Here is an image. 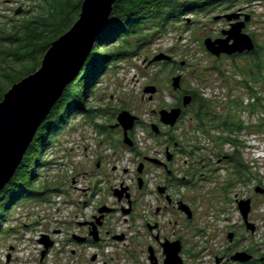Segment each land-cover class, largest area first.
<instances>
[{
  "label": "rangeland",
  "instance_id": "1",
  "mask_svg": "<svg viewBox=\"0 0 264 264\" xmlns=\"http://www.w3.org/2000/svg\"><path fill=\"white\" fill-rule=\"evenodd\" d=\"M38 2L34 0H0V26L7 25V28L2 29L12 31V27L16 22H23L25 18H29L25 20L28 21L32 19V16H37L42 11ZM40 4L43 6L42 3ZM221 7L208 14L192 12L185 16L184 22L177 25L178 30L157 36L141 56L133 60L120 62L117 69L110 71L102 78L101 83L96 87L95 94L86 99L88 106L95 109L111 107L112 110H117V115L127 110L140 117V121L135 126L137 127L135 136L139 142L140 151L150 155L154 151L160 153L166 147V139L154 137L153 135H157L151 128L155 124L160 126L163 133L168 131L167 128L161 125L158 112L163 109L170 110L174 108L179 103L183 90L192 88L200 91L205 98L215 102V110L219 114L228 113L231 99L241 100L244 106L249 107L255 100H252L249 91L241 83L245 78L248 79L245 73L242 74L247 64L246 60L244 58L231 59L227 56L217 58L207 51L204 41L209 37L213 39L220 38L222 31L229 28L228 21H215L216 16L238 12L243 9L245 14L252 17L245 33L253 37L255 41V38H257L258 42L264 46V1L238 3L232 7H229V5L228 7ZM19 11H21V14H17ZM27 12L30 14H27ZM186 18L191 19V23H185ZM161 53L171 55L177 64L168 63L164 65L163 62H159L151 65L149 62ZM180 62H186V65L181 67ZM18 65L21 66L22 64ZM216 67L226 72V78H221L219 74L214 72ZM177 75L183 77L182 89L179 91H175L172 87V79ZM147 86H156L159 89V93L154 95L152 101L149 100L150 95L144 93ZM257 89L259 92L261 91L264 98V88L261 90L260 86L257 85ZM230 94L232 95L231 98L229 97ZM232 113H234V116L239 114L236 119H241L245 122L247 128L253 130L264 119V111L252 114L247 109L239 110L238 113L233 111ZM191 117V111L189 110L171 133L181 142L185 141L187 146L192 145L188 135L189 128H192L193 121ZM111 119L110 116L105 121L113 122ZM249 131L248 129L239 136L234 135V138L244 144L245 147L240 150V153L246 164L250 166V180L245 183L236 180L235 169H233L230 161L223 160L222 165L218 162V159L225 152L235 155V152H237L236 147L233 144H228L224 146L221 153H218L216 144H212L208 136H205L201 131L196 133L197 143L200 144L203 150L197 152L198 164L196 169L198 174L195 185L192 187L174 186L172 190L174 198L181 199L190 206L194 218L189 221L173 207L166 210L164 218V223L167 225L172 222V230L177 233V236L179 235L186 240L190 254H186L185 260L189 264H217V258H224L226 261L227 257H232L237 252H247L253 255L254 261L264 260V193L256 192L258 187L264 189V131L261 133H250ZM218 133L217 131L213 132L215 135ZM111 134H114V132H111ZM115 135L117 136L116 149L111 150L110 147L101 145L103 148L100 155H113V152L117 151L118 155L116 156L120 160L117 166L129 169V173L119 170L111 175L113 187H120L123 183L133 185L137 182L134 175L136 166L132 161L136 156L125 150L126 148L121 147V138L117 133ZM101 137L102 134L86 124L80 115L75 117L64 134L62 133L59 136L58 143L54 144L44 157V161L48 165L42 167L37 173L39 186H48L56 191L60 190L59 193H50L48 197L52 200V203H55V206L54 203L48 204L44 201L31 203L17 211V208L22 205V203L16 201L17 196L8 197L5 203L0 206V214L9 215V220L3 221L4 229L14 228L12 231L9 230L8 234L5 232L0 234V264H6L5 254L9 251L10 246L20 244L22 233L26 231L22 225L24 219L29 218V223L36 221V217L34 216L31 219L30 215L46 214L47 216L50 214V210L56 208L59 210L55 214L58 218L61 217L60 211L66 212V216H69L68 213L78 212L82 214V221L90 218L94 208L88 203L85 205V201L90 200L91 195L88 194L87 197V194H81L76 190L82 184L87 186L88 179L79 182V184L75 182L79 181L78 173L82 171L81 168L87 172L91 170L90 168L93 169V164L90 161L95 156L93 152L99 145ZM81 146L82 149L84 146L91 148L89 150L90 158H84L82 167L78 163L81 160V151L78 150ZM103 152L105 153L103 154ZM205 156L209 157L205 159ZM186 158L187 156L184 157L177 152V162L173 167L178 170L179 177L186 175L188 171L186 168L178 167L183 165ZM111 162L108 161V163ZM111 165H113V162ZM108 166L110 165L108 164ZM159 174L161 182V178H165L164 174L156 168L149 170L147 176L149 193H152L153 181L157 180L156 176L158 177ZM229 180H232L235 186L232 190L230 189L231 191L228 190V187L223 190ZM107 189L109 190V187ZM101 194L111 204L120 208V204L115 201L116 198L114 199L112 193H109L106 188ZM83 196L87 198L85 199ZM153 197H148V199L152 200ZM67 198L72 200L70 201L72 204L69 206L64 205L68 201ZM4 199L5 197H2L0 201ZM98 199H101V197H98ZM249 199L252 200L250 222L256 225L254 233L247 229L239 209V202ZM80 202L81 205H79ZM32 207L35 211L29 212L28 209ZM147 209L142 208L141 212L146 214ZM125 218L126 216L122 212H116L112 215L110 223L116 233L122 234L127 231ZM18 219L19 224L16 223ZM188 222H191V224ZM39 227L40 225L37 226L36 230H39ZM166 231L170 232V236H172L173 232L170 228H167ZM74 232L77 233V231ZM230 233L235 234L232 242L228 238ZM58 237L61 238L62 235ZM140 242L144 245L143 241ZM36 245H39V243ZM111 246L114 249L115 260L112 261L111 255H108V258L112 264H146L147 262L146 247L142 246L141 252L139 250L135 252L128 250L123 242H114ZM249 250H252V252H249ZM33 251L32 253L35 256L36 253ZM102 251H105V249ZM93 252L94 250H91V253ZM109 252H112V250L110 249ZM162 257L165 258L161 250L160 258ZM39 261L41 264V258L40 260L39 258L36 259L34 262L21 260L14 264H39ZM83 261L80 264H84ZM254 261L247 264H259V262ZM64 264L66 263L64 262ZM69 264H75L71 257Z\"/></svg>",
  "mask_w": 264,
  "mask_h": 264
},
{
  "label": "trees",
  "instance_id": "2",
  "mask_svg": "<svg viewBox=\"0 0 264 264\" xmlns=\"http://www.w3.org/2000/svg\"><path fill=\"white\" fill-rule=\"evenodd\" d=\"M34 1H39L38 4L42 8L37 16H32V19L28 21L25 20L29 18H25L23 22H16L12 31L2 29L7 28V25L0 26V102L13 85L40 68L42 59L51 44L77 22L84 2V0ZM261 1L264 0H119L114 6L109 25L99 37L81 75L67 88L52 111L53 115L50 114L51 118L49 116L45 125L43 124L40 128L26 154L27 157H24L13 179L14 181L12 180L0 195V198L5 197L3 201H0V206L11 196H17L16 201L22 203L20 207H25L31 203L50 202L49 194L59 193L60 190L56 191L48 186L42 187L38 184L37 173L42 167L48 165L44 161V157L53 145L58 143L59 136L64 134L78 115L86 124L103 134L104 125L107 122L105 119L111 116V121H113L114 112L117 110H112L111 107L95 109L88 106L86 99L95 94L96 87L101 83L102 78L110 71L117 69L120 62L141 56L157 36L178 30L177 25L184 22L185 16L192 12L208 14L220 9L221 6L232 7L238 3ZM27 14L30 13L27 12ZM188 19L186 18L185 22L187 24ZM255 39L256 48L254 51L241 56H227L231 59L244 58L246 60L247 64L242 74L245 73L248 79L245 78L241 83L249 91L252 100H255L249 107L244 106L241 100L231 99L228 113L219 114L215 110V102L205 98L200 91L189 88L182 93L193 96L191 107L199 105L198 129L209 137L212 144H216L218 153L223 151L226 144H233L236 147L233 169H235L236 180L241 183L250 180V166L246 164L240 153V150L245 147L244 144L234 138V135L239 136L248 129L250 133L264 131V119L253 130L247 128L241 119H236L239 114L234 116L232 113L247 109L252 114L264 111V98L261 91L259 92L257 89V85L261 90L264 88V46L258 42L257 38ZM25 62L27 63L25 64ZM171 63L177 64L175 60ZM163 64L167 65L168 63L163 62ZM214 72L221 78H226L224 70L216 67ZM180 103L181 98H179ZM216 131L219 133L213 134ZM153 136L159 138V136ZM173 139L179 141L186 148V153L194 154V150H191L194 145L187 146L185 141L181 142L174 135ZM111 145L114 146L115 143ZM202 149L201 146L197 147L198 151ZM208 157L205 156V159ZM21 170L22 172H20ZM234 186L235 183L229 180L223 190L228 187V190L231 191ZM6 220H9V215L0 214V234L4 232L8 234L9 229L3 227V221ZM254 262L264 264V260H255Z\"/></svg>",
  "mask_w": 264,
  "mask_h": 264
},
{
  "label": "water",
  "instance_id": "3",
  "mask_svg": "<svg viewBox=\"0 0 264 264\" xmlns=\"http://www.w3.org/2000/svg\"><path fill=\"white\" fill-rule=\"evenodd\" d=\"M118 1L84 0L79 19L69 31L51 44L43 58L41 68L13 85L0 102V195L14 179L40 128L63 97L67 88L81 75L99 37L109 25L114 6ZM17 14H21V11ZM251 18L250 15H246L245 21H241V11L216 16L215 21L225 19L231 23V27L229 30L223 31L224 37L222 38H206L204 46L207 51L217 58H221L223 55H242L254 51L256 48L255 40L245 33L247 22ZM188 23H191V19H188ZM173 60L171 55L161 53L149 63L151 65L159 62L171 63ZM185 65L186 62H180L181 67ZM182 80V75L173 77L172 87L175 91L182 89ZM157 92L156 86H147L144 90L146 95H150V101L154 99ZM192 101L191 96H185L183 99L184 108H187ZM182 113V108L163 109L160 111V122L166 127H175ZM140 119L127 110L118 114L116 127L123 128L124 144L127 146H133L129 132L135 128ZM152 129L156 135L160 133L157 125H153ZM142 169L141 166L139 173H142ZM139 182L142 185L143 179H140ZM164 191L165 189H163ZM256 192L264 193V189L258 187ZM116 196L122 199V193L118 191ZM178 206L189 220L193 219L194 213L188 204L180 202ZM239 209L247 229L254 233L256 225L250 222L252 200H241ZM112 212L113 209L110 208L100 209L101 216L90 224L93 227L90 235L95 241H99L98 226H102L101 220L105 214ZM124 213L129 212L125 211ZM234 237V233L229 234L230 242L233 241ZM74 239L78 243L86 241L85 238L78 236H75ZM114 239L124 241L125 237L117 235ZM40 243L45 248L42 252L41 264H45L44 259L48 250L53 246V242L48 236H44ZM180 245V242L163 245L165 256L163 264H186L180 255L182 250ZM95 259L96 257H93V260ZM151 260L152 264H157L154 257H151ZM253 260V255L247 252H237L230 258L229 264H247ZM224 261V258H217V264H224Z\"/></svg>",
  "mask_w": 264,
  "mask_h": 264
},
{
  "label": "flooded vegetation",
  "instance_id": "4",
  "mask_svg": "<svg viewBox=\"0 0 264 264\" xmlns=\"http://www.w3.org/2000/svg\"><path fill=\"white\" fill-rule=\"evenodd\" d=\"M240 11L242 12L241 21H245V16L247 14L244 13L243 9H240L238 12ZM250 23L251 20L247 22L246 28H248ZM228 27H229L228 29H225L223 31L230 29L231 27L230 22H228ZM223 31L220 38L224 37ZM245 54L246 53L242 55ZM224 56L226 55H223L222 57ZM183 92L184 90L182 91V93ZM158 93H159V89L157 94ZM188 95L191 96L193 99V96L190 94H182L181 103L176 104V106L174 107V108L183 109L182 116L178 121L179 123H177L175 127H166L162 125V123L160 122L161 125L167 128L168 130L167 133H163L160 126L157 125L160 129V133L157 136H159V138L166 139V147L160 153L158 151H154L153 154L150 155L140 151L139 142L137 141L135 136L137 127H135L132 131L129 132V136L133 142V146L130 147L124 144V130L121 127H116V125L118 124L117 113H114L113 122H108V121L106 122V124L104 125L105 128L103 129L104 132L102 134V137L100 138L101 139L100 143L97 146L96 150L93 152L95 156H93L92 161H90L93 164V169L90 168L91 170L87 172L85 169L81 168L82 171L78 173V177H80L79 181L75 182L76 184H79V182L81 183L83 181H86V179H88V183L86 182L87 186H84V184H82L80 187L76 188V190L79 191L81 194H87L86 195L87 197L88 194L91 195L89 197L90 200L85 201V205L88 203L90 206L94 208V211L90 216V218L85 219L84 221H78L79 216L82 215L78 212H75L76 214L68 213L69 216H65V218H63V220L60 222L61 228L54 229L52 233H50V235L48 236L50 238V241L53 242V246L48 250V253L44 259L45 264H64V261L68 262L70 260V257L72 259L77 260L76 264H80L81 261L83 260H84L83 261L84 264H96L99 255L93 256L96 257L95 260H93V257L88 258L86 249L95 247L103 250L108 244H113L114 242L117 243L123 242L126 244L128 250H132L135 252L138 250L141 252L142 246L146 247L147 249L146 264H152L151 257H154L156 259L157 264H163L165 258L163 257H162L163 259L160 258L161 250L164 256L163 245L166 244L170 245L176 242H180L181 243L180 246L182 249L180 255L184 259V262L186 264H189L185 260L186 254L187 253L190 254V250L187 249L186 240L179 235L177 236V233L174 230H172L171 228V226L173 225L172 222H170L167 225L164 223L166 210L170 207L177 209L182 215H184L188 219L187 215L182 211H180L178 206V203L184 201L181 199L177 200L176 198H174L172 190L174 186L175 187L181 185L187 187L194 186L196 182L195 179L198 174L196 165L198 164L197 152L199 151L197 150V147L199 148L200 144L197 143L196 133H200L198 129L199 105H195V107L193 108L191 107L192 104L191 103L187 108H184L183 99L185 96ZM189 110L191 111V116H192L191 120L193 122H192V128H189L188 130V135L191 141L190 143L192 145L194 144V147L191 148L192 151L194 150L193 155H190V153L189 154L186 153L185 152L186 148H184V146L181 145L179 141L177 140L175 141L173 139V135H171L173 129H175L178 124H180V122L183 120L184 116L187 114V112H189ZM158 113H159V121H160V111ZM111 132H114V134H111ZM116 133L120 136L121 142L123 143L122 145L120 144L121 147L126 148L125 150L132 152L136 156V158L132 159L133 163L136 166V169L134 170V175L137 181L133 185H125V183H123L121 184L120 187H115V186L113 187L111 175L118 172L119 170H123V172L129 173V169L128 168L123 169V167L120 168L119 166H117V163L120 161L119 158L116 156L118 155L117 151L113 152V155H109V154H107L106 156L100 155L102 152V148L105 145L106 147H110L111 150L116 149L117 146L116 145L117 136L115 135ZM110 143L111 144L115 143V145L112 146ZM101 145H103V147H101ZM227 145L228 144H226V146ZM90 149L91 148L89 146H85L84 149L81 151L80 158L82 161L81 160L79 161L80 167L84 165L83 160L85 157L90 158L89 156ZM177 152L184 157L187 156L183 165L178 166L188 169L186 175L182 177L178 176V170L173 167L177 162ZM104 153L105 152H103V154ZM233 157L234 154H228L227 152H225L222 154V157L218 159V162L219 164L222 165L223 160H225L228 162L230 161L231 164L234 165ZM108 161L109 162L112 161L113 165H111L112 162L108 163ZM108 164L110 166H108ZM141 166L143 167L142 173H139V169ZM152 168H156L160 170L161 173L164 174L165 178L163 179L161 178V182H160V174L158 175V177L154 175L156 176L157 180L153 181V188H152L153 191L152 193L151 192L149 193L148 192L149 184L147 181L148 180L147 176L149 174V170H151ZM140 179H143L142 185H140L139 182ZM107 187H109V190L107 189ZM105 188L107 191H109V193H112V197L114 199L116 198L115 201H117V203L120 204V208H117L115 205L111 204L109 200L101 196L102 195L101 192H103ZM163 189H165L164 192ZM117 191L122 193V199L116 196ZM152 196H154L152 200L148 199V197L152 198ZM83 197L85 199L87 198L85 196ZM98 197H101V199H98ZM79 205H81V202L79 203ZM104 207L113 209V212L104 215L103 219L101 220L102 226H98L99 241H95L94 238L90 235L93 228L90 224L95 222V219L97 217L101 216L100 209ZM142 208H148L146 214L141 212ZM125 211H128L129 213L125 214L124 213ZM116 212H122L123 215L126 216L125 223L127 226V231L125 233L120 234L125 237L124 241H117L114 239V237L117 236L118 234L115 232L114 227L112 226L110 221L112 215L115 214ZM51 219H53V215L49 214V220ZM188 223L191 224V222ZM167 228H170L171 231L173 232L172 236H170V232L166 231ZM9 230L12 231L14 230V228H9ZM74 231H77V233H75ZM59 235L64 236L63 240L61 239L60 241H58L61 245L59 253L63 255L64 258L58 255L55 256L54 259L50 261L49 254L56 246L57 236ZM75 236L85 238L86 241L84 243H78L74 239ZM140 241H143L144 245ZM16 250H17L16 246H10L6 258L7 264H12L13 253ZM68 254L69 256L67 257ZM230 257L226 258L225 264H229L231 262L229 259ZM107 264L109 263L107 262Z\"/></svg>",
  "mask_w": 264,
  "mask_h": 264
},
{
  "label": "built area",
  "instance_id": "5",
  "mask_svg": "<svg viewBox=\"0 0 264 264\" xmlns=\"http://www.w3.org/2000/svg\"><path fill=\"white\" fill-rule=\"evenodd\" d=\"M251 146H254V145H251ZM85 147V146H84ZM84 149V148H83ZM82 146L78 149L79 151H82ZM79 163V161H78ZM68 199V198H67ZM72 200H69L67 202H65V206H69L70 204H72V202H70ZM48 204L52 203V200H50V202H47ZM54 203V202H53ZM52 203V204H53ZM61 203V202H60ZM74 204V202H73ZM55 206V203L53 204ZM52 206V205H51ZM23 207H20L17 209L20 210L22 209ZM52 209V208H51ZM50 210V208H49ZM28 211L32 212V211H35V209L32 207L31 209H28ZM58 209H52L49 211L50 215L52 214L53 215V219L49 220V214L46 216V214L44 215H40V214H36V215H30L29 217L32 219L34 216L36 217V221L34 223H29L30 219L29 218H26L24 219V222H22V225L24 226L25 228V232H23L22 234V239L19 241L20 244H15V245H11V246H16L17 247V250L13 253V262L12 264H14L15 262L17 261H24L26 260V262H34L36 261V259L42 257V252L44 250V246L40 243L41 239L44 237V236H49L50 233H52V231L56 228L60 229L61 228V225H60V222L63 220V218H65L66 216V212L63 213V211H60L59 213L61 214V217L58 218L55 216L56 213H58ZM45 212V210H44ZM33 214V213H32ZM45 217V218H44ZM44 218V219H43ZM81 218V215L79 216L78 218V221H82V218ZM17 224H19V219L18 221L16 222ZM34 225V226H33ZM40 225V229H42L40 231L39 230H36L37 229V226ZM33 226V227H32ZM35 228V229H34ZM118 234V233H117ZM120 235V234H118ZM63 240L64 239V236L62 235L61 238H59L57 236V243H56V246L54 247V249L50 252L49 254V259L50 261L52 259H54L55 256H60L62 258H64L63 255H61L59 253V250L61 248V245L58 241L60 240ZM17 241V240H16ZM37 243H39V245H36ZM112 244L110 245H107L104 249L105 251H102L101 249L99 248H95V247H92V248H88V250L86 251L87 252V257L88 258H91L93 257L94 255H99L98 257V260L96 262V264H107V262L109 264H112L111 261L109 260L108 258V255H111L112 256V261L115 260L114 258V249H113V246H111ZM112 250V252H109V250ZM34 250V251H33ZM91 250H94L93 253H91ZM35 252V256L34 254L32 253ZM3 252V251H2ZM7 254L8 252L5 254V258H7ZM33 256V257H32ZM69 256V254L67 255ZM21 259V260H20ZM74 260V263L76 264V259H73ZM7 261V259H6ZM66 264H69V261L66 262L64 261ZM124 263H126V261H124ZM7 264V263H6ZM39 264H40V261H39Z\"/></svg>",
  "mask_w": 264,
  "mask_h": 264
},
{
  "label": "bare ground",
  "instance_id": "6",
  "mask_svg": "<svg viewBox=\"0 0 264 264\" xmlns=\"http://www.w3.org/2000/svg\"><path fill=\"white\" fill-rule=\"evenodd\" d=\"M262 157V156H261ZM45 249V248H44ZM44 251V250H43ZM42 258V257H41Z\"/></svg>",
  "mask_w": 264,
  "mask_h": 264
}]
</instances>
